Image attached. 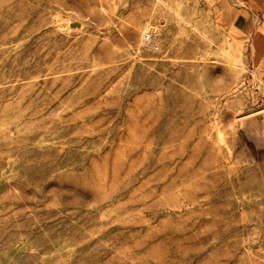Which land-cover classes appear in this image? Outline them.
I'll list each match as a JSON object with an SVG mask.
<instances>
[{"label":"rangeland","instance_id":"obj_1","mask_svg":"<svg viewBox=\"0 0 264 264\" xmlns=\"http://www.w3.org/2000/svg\"><path fill=\"white\" fill-rule=\"evenodd\" d=\"M227 1L0 0V264H264V28Z\"/></svg>","mask_w":264,"mask_h":264},{"label":"crops","instance_id":"obj_2","mask_svg":"<svg viewBox=\"0 0 264 264\" xmlns=\"http://www.w3.org/2000/svg\"><path fill=\"white\" fill-rule=\"evenodd\" d=\"M251 6H249L246 13L240 12L236 3L233 0H229L222 6V15L223 17L232 24L234 28H238L240 24L241 17L246 20L247 28L250 29L253 27L252 21L255 18V13L261 11V27L264 28V0H250ZM253 18V19H252ZM252 19V20H251ZM260 32H263L261 30Z\"/></svg>","mask_w":264,"mask_h":264}]
</instances>
